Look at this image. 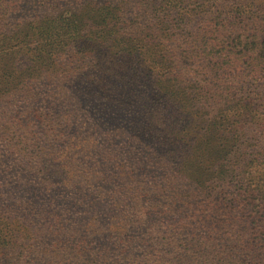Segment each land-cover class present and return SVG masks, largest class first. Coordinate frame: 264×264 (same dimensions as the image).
Wrapping results in <instances>:
<instances>
[{
	"label": "trees",
	"instance_id": "1",
	"mask_svg": "<svg viewBox=\"0 0 264 264\" xmlns=\"http://www.w3.org/2000/svg\"><path fill=\"white\" fill-rule=\"evenodd\" d=\"M263 129L264 0H0V264H154L112 217L148 193L194 264L248 257Z\"/></svg>",
	"mask_w": 264,
	"mask_h": 264
},
{
	"label": "rangeland",
	"instance_id": "2",
	"mask_svg": "<svg viewBox=\"0 0 264 264\" xmlns=\"http://www.w3.org/2000/svg\"><path fill=\"white\" fill-rule=\"evenodd\" d=\"M143 166H148L147 162ZM110 183L112 185L101 183H99V185L107 186L108 189L112 191L111 199L115 195L114 200L123 204H127L126 202L119 200V197L121 196L122 199L127 198V196L130 195V189L127 190V194L122 195L120 193V187L116 186L113 180H110ZM137 188L140 190L139 187ZM147 190L148 189H146V191L144 190L143 193H148ZM136 197L137 199H144L145 197L149 198V201L145 203L149 205V209L145 211L146 214H142L140 212L141 214L139 213L137 216L131 213H125L123 211L121 213H112L110 210H104L102 218L106 219L107 216L112 213V217L116 214V218L119 221L124 222L127 220H132V223L129 225H133L138 232L136 239L133 241V247H140L146 249L149 252H153L155 255V258H153L155 260L154 264H194L193 258L191 257V254L194 251L192 249L190 252L188 249L186 251L182 250L180 247L184 246H180L178 245V242L173 241V237H171V235L168 233L167 229L173 228V225L177 222V219L173 216V214L169 213L164 208L157 209L151 207L153 203H157V201L152 199L153 196L151 193H148L147 196L143 195L142 197ZM174 229L176 232L180 231L179 228ZM230 234L232 235V238H230L231 241L226 243L224 247H220V255L214 259L215 262L220 260L222 264H264V248L253 249V252L250 253V255L248 254L249 256L243 259L242 256L237 258L233 256L234 249L231 248L238 247L239 243H236L237 240L235 238H237V235L233 233ZM222 238L225 239L226 242V240L229 239V236L223 234ZM239 252L242 253L241 250H239ZM209 253L211 252H208V254ZM214 254L215 252H213V255ZM196 255H201V252H197Z\"/></svg>",
	"mask_w": 264,
	"mask_h": 264
}]
</instances>
